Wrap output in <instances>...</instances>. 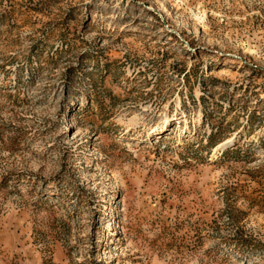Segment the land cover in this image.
<instances>
[{
    "label": "rangeland",
    "instance_id": "rangeland-1",
    "mask_svg": "<svg viewBox=\"0 0 264 264\" xmlns=\"http://www.w3.org/2000/svg\"><path fill=\"white\" fill-rule=\"evenodd\" d=\"M0 264H264V0H0Z\"/></svg>",
    "mask_w": 264,
    "mask_h": 264
},
{
    "label": "bare ground",
    "instance_id": "bare-ground-1",
    "mask_svg": "<svg viewBox=\"0 0 264 264\" xmlns=\"http://www.w3.org/2000/svg\"><path fill=\"white\" fill-rule=\"evenodd\" d=\"M165 120H168V119H165Z\"/></svg>",
    "mask_w": 264,
    "mask_h": 264
}]
</instances>
